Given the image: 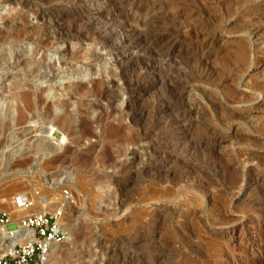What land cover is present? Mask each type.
Wrapping results in <instances>:
<instances>
[{"label":"rangeland","instance_id":"1","mask_svg":"<svg viewBox=\"0 0 264 264\" xmlns=\"http://www.w3.org/2000/svg\"><path fill=\"white\" fill-rule=\"evenodd\" d=\"M108 3L0 0V95L14 98L13 114L0 119V179L23 182L0 192V211L16 194L43 193L40 204L47 205L62 189L70 192L69 239L52 251L49 264H264V44L256 49L255 34L239 27L248 18L264 30V0H180L181 26L205 31L208 40L216 31L204 62L217 71L196 79L194 62L177 49L157 59L124 47L111 24L98 20L100 35L78 36L55 21L61 9L96 20ZM6 17L7 27L1 25ZM11 30L24 38L15 42ZM47 36L63 40L38 51ZM34 64L45 80L30 72ZM141 64L151 75L138 79H156L157 88L137 101L139 87L129 83ZM71 81L87 88L61 98L62 112L70 114L67 132L56 124L48 134L47 120L60 109L39 91ZM28 90L44 102L27 107L15 98ZM241 90L249 95L236 96ZM159 106L170 111L159 114Z\"/></svg>","mask_w":264,"mask_h":264},{"label":"bare ground","instance_id":"2","mask_svg":"<svg viewBox=\"0 0 264 264\" xmlns=\"http://www.w3.org/2000/svg\"><path fill=\"white\" fill-rule=\"evenodd\" d=\"M11 2H14L16 0H10ZM179 2L180 0H109V3L107 4V9L102 12L99 17L94 20L92 19V17H90L89 19L83 20V16H82V12L79 10H69V9H61L59 11V13L57 12L56 14V22L58 24V26H62V28H68V29H73L74 31H76L77 35L78 34H85L88 32H93V34H101V32L97 31V29H99L98 27H96L97 23L99 22L98 20H100L104 25V27H106L107 24H111V28L109 29L110 31H114L116 32L118 35H120L121 39L120 41L123 40V46L124 47H128L131 49H139L142 52L149 51L150 56L155 57L157 59H165L168 58L172 55V52L174 50L177 49V51L181 54L183 53L185 57H187L188 59H190L192 62H194V65L192 64V74L193 77L195 76L194 79L196 78H202L205 76H209L210 74L215 73L217 70L214 69L213 67H211L210 65L208 66L206 64L205 59H207V56L210 52V50H208V46H209V40L214 39V37L216 36V31H211L209 32L210 39L208 40L207 35L205 37L204 33L205 31H202L200 29L197 28H193L192 24H190V26H192L191 28H189V26L187 27H183L181 26L180 23H178V20L180 18H182L180 16V14L175 13V11L177 10V8L179 7ZM21 4V3H20ZM24 4V3H23ZM172 12V13H171ZM19 16V15H18ZM41 20L43 18H47V16L41 15ZM48 17H51V14H48ZM2 19V18H1ZM12 18H10L11 20ZM52 19V18H51ZM15 21V19H12ZM3 23L1 25L7 27L8 24H10L8 18H4V20H2ZM46 21V20H45ZM188 22V21H187ZM27 23V22H26ZM55 23V22H54ZM29 25V24H28ZM65 25V26H64ZM183 25V24H182ZM30 26V25H29ZM56 26V24H55ZM245 29H247L248 33L247 35L250 34H255V36L257 37L256 40V45L255 48L258 49L260 48L263 44H264V37H262V33L264 32V30L259 33L262 29L258 28L257 26L254 27V21L252 19H248L246 20V22H244V24L242 26L239 27H243ZM1 27V26H0ZM101 27V26H100ZM2 28V27H1ZM0 28V32L4 29L1 30ZM9 28V27H8ZM7 28V29H8ZM17 28V27H16ZM26 28V27H24ZM48 28V27H47ZM59 28V27H57ZM103 28V27H102ZM22 29V28H20ZM19 29V30H20ZM29 29V28H28ZM212 29V28H211ZM14 30V29H13ZM16 30V29H15ZM14 30V31H15ZM19 30H17V32H12L15 33V38L14 41L18 42L21 41L22 35ZM37 30V29H36ZM65 30V29H64ZM72 30V31H73ZM106 30V29H105ZM258 30V31H257ZM22 31V30H20ZM27 30H25L26 32ZM30 31V30H29ZM109 31V32H110ZM210 31V30H209ZM246 31V32H247ZM24 32V33H25ZM62 31H60L61 33ZM68 32V31H67ZM70 32V30H69ZM68 32V33H69ZM10 33V32H9ZM23 33V32H22ZM28 33V32H27ZM65 33V32H64ZM59 34V33H58ZM57 34V35H58ZM11 35V34H9ZM27 35V34H25ZM31 35V34H30ZM40 35V34H39ZM43 35V34H42ZM56 35V36H57ZM65 35V34H64ZM204 35V36H203ZM8 36V35H6ZM37 36V35H36ZM51 36V35H50ZM44 37V39H40L38 41V45L40 46L38 51L41 50V48L43 50H45L44 48L49 47V43L52 41L51 40H57L59 41L62 37L58 36V37ZM73 36V35H72ZM79 36V35H78ZM84 36V35H82ZM9 37V36H8ZM32 37V36H31ZM34 37V36H33ZM39 37V36H38ZM11 38V37H10ZM27 40V38H25ZM31 39V38H30ZM34 39V38H33ZM36 40V39H35ZM63 40V39H61ZM12 40V43H15ZM33 42V41H32ZM55 43V42H54ZM53 43V44H54ZM58 43V42H57ZM56 44V43H55ZM121 44V43H120ZM244 47L241 46L240 50H239V59L242 61L245 58V49H243ZM207 51V54H205V52ZM44 52V51H43ZM177 52V53H178ZM12 54V53H11ZM10 54V55H11ZM149 55V54H148ZM174 55V53H173ZM12 56V55H11ZM3 57V56H2ZM183 57V56H182ZM184 60V59H183ZM71 61V60H70ZM44 62V61H43ZM42 62V63H43ZM142 62H144V64L148 65L149 60L144 59ZM187 63V62H186ZM38 64V63H37ZM37 64H34V68L33 70H30V72L33 74L35 73V78L36 79H41L42 81L45 80V76H39L38 71H37ZM41 64V62H40ZM43 65V64H42ZM142 65V64H141ZM140 65V66H141ZM39 66V65H38ZM139 66V67H140ZM143 66V65H142ZM242 66V65H240ZM138 67V68H139ZM238 67L239 66H235ZM150 68V66H149ZM148 66H143L141 68L138 69L137 74L135 79L130 80V85L134 86L136 85L137 87H139V94L136 96H133L135 100H140L142 98V96L148 95L151 92H153V90H155L157 88V83L155 82H151L149 84H146L143 80V77H149L151 75V68L149 69ZM216 68V67H215ZM41 69V68H40ZM187 69V68H186ZM218 69V68H217ZM240 69V68H239ZM1 70V69H0ZM221 71V70H220ZM229 71V70H228ZM177 72V71H176ZM130 73V72H129ZM154 73V72H153ZM31 74V75H32ZM76 74V73H75ZM217 74V73H216ZM30 75V76H31ZM158 75V74H157ZM172 76V75H171ZM170 76V78H171ZM215 76V75H214ZM142 77V79H138ZM158 77H160L158 75ZM222 77V75H221ZM208 78V77H207ZM224 78V77H222ZM146 79V78H145ZM174 79V78H173ZM176 79V78H175ZM225 79V78H224ZM161 80V77H160ZM178 80V79H177ZM183 80V79H182ZM227 80V79H226ZM226 80H223L222 83L224 84L226 82ZM128 81V80H127ZM176 81V80H175ZM173 85V88L176 89L179 85L175 84ZM150 82V80H149ZM161 82V81H160ZM182 82V81H181ZM91 83V82H90ZM98 83V82H97ZM170 83V82H169ZM188 83V82H187ZM221 83V82H220ZM95 84V83H94ZM183 84V82H182ZM226 84V83H225ZM28 85V84H27ZM97 85V84H96ZM177 85V87L175 86ZM184 85V84H183ZM188 85V84H187ZM88 86L90 87V85L88 84ZM93 86V85H92ZM130 86V87H131ZM170 86V85H168ZM181 87V86H180ZM183 87V86H182ZM85 88H87V85H82V84H77L75 85L74 83L68 84L67 86L62 87L61 85L56 87L55 83H48V85L46 86V88L41 89L40 95H46L48 98L52 99V103L54 105H56V107L58 109H60V113L56 114L55 116H53L52 118H49L47 120V124L49 125V127H47V133L49 134L54 133L55 131V125H59L61 127L65 126L66 127V123L70 120V114L66 113V112H62L63 111V106L66 103L65 99H61L62 97L69 95V91L73 90V92L77 93L80 92L81 90H84ZM95 88V86H94ZM172 88V87H171ZM173 89V90H174ZM182 89V88H181ZM180 90V88H179ZM169 92V91H168ZM155 93V92H154ZM173 94V92H172ZM178 94V92H177ZM180 94V92H179ZM204 94V93H203ZM237 94L239 96H245V95H249L246 94V92L244 91H239L238 93H236L235 95L237 96ZM4 95V94H3ZM40 95L35 94L34 92L28 90V91H24V92H20L18 94L15 95V98H18L19 100H21L23 102V104H25V106L27 107H33L35 104H37L38 102H44V100H41ZM156 95V94H155ZM152 96V95H151ZM36 97L37 100L36 101ZM132 97V96H131ZM130 97V98H131ZM150 97V96H149ZM160 97V96H159ZM181 97V96H180ZM156 98V97H155ZM132 99V98H131ZM150 99V98H149ZM162 99V98H161ZM176 99V98H175ZM240 99V97H239ZM160 100V99H159ZM146 101V100H145ZM144 101V102H145ZM153 101V100H151ZM169 101V100H168ZM179 101V100H178ZM209 101V100H208ZM14 98L11 99H7L4 96L0 95V119L2 118H10V116L13 114L14 112ZM143 102V101H142ZM174 102V100H173ZM185 102V101H184ZM148 103V102H147ZM150 103V101H149ZM152 103V102H151ZM167 103V102H166ZM128 104V103H127ZM178 104V103H177ZM185 104V103H184ZM5 105V110L4 113H2V108ZM40 105V103H39ZM51 105V104H50ZM153 105V104H152ZM168 105V104H167ZM79 106V105H78ZM144 106V105H143ZM188 106V105H187ZM224 106V105H223ZM130 107V106H129ZM146 107V105L144 106ZM170 107L171 106H165V107H158V113L159 114H167L166 111H170ZM182 108V107H181ZM214 108V107H213ZM212 108V109H213ZM31 109V108H30ZM172 109V108H171ZM220 109V108H219ZM149 110V109H147ZM253 110V109H252ZM142 111V110H141ZM140 111V112H141ZM216 111V108H215ZM255 111V110H254ZM172 112V111H171ZM183 112V111H182ZM214 112V109H213ZM218 112V111H217ZM21 113V112H20ZM87 113V112H86ZM189 113V112H188ZM23 114V113H22ZM21 114V116H22ZM143 114V113H142ZM147 114V113H146ZM145 114V115H146ZM170 114V113H169ZM24 115V114H23ZM26 115V114H25ZM154 115V114H153ZM172 115V114H171ZM170 115V116H171ZM169 116V115H168ZM174 116V115H173ZM181 116V115H180ZM19 117V116H18ZM191 117V116H190ZM12 118V117H11ZM187 118V117H186ZM145 120V119H144ZM84 121V120H83ZM164 121V120H163ZM172 121V120H171ZM183 121V120H182ZM146 122V121H145ZM165 122V121H164ZM157 123V122H156ZM161 123V122H160ZM179 123V122H178ZM181 123V122H180ZM157 125V124H156ZM173 125V124H172ZM195 125V124H194ZM261 125V124H259ZM204 126V125H203ZM264 126V125H263ZM161 127V126H160ZM159 127V128H160ZM261 127V126H260ZM142 128V127H141ZM148 128V127H147ZM146 128V129H147ZM60 129V128H59ZM87 129V128H86ZM65 132H67V127L66 129H64ZM89 130V129H88ZM87 130V131H88ZM182 131V130H181ZM69 133V132H68ZM176 133V132H175ZM71 134V132H70ZM143 134V132H142ZM155 134V133H154ZM89 135V134H88ZM87 135V136H88ZM161 136V135H160ZM175 136V135H174ZM182 136V135H181ZM46 137H48V135H45V139ZM148 137V136H147ZM157 137V136H156ZM190 137V136H189ZM168 138V137H167ZM82 139V138H81ZM143 139V138H142ZM153 139V138H152ZM217 140V139H216ZM133 141V140H132ZM148 141V140H147ZM190 141V140H189ZM206 142V141H205ZM211 142V141H210ZM82 143V142H81ZM159 143V142H158ZM161 143V140H160ZM192 143V142H191ZM198 143V142H197ZM216 143V142H215ZM164 144V143H162ZM183 144V143H182ZM193 144V143H192ZM49 145V144H48ZM158 145V144H157ZM184 145V144H183ZM207 145V144H206ZM165 146V145H163ZM190 146V145H189ZM211 147V146H210ZM71 148V147H70ZM48 149H50V147H48ZM156 149V148H155ZM54 148L51 149V151H53ZM200 150V149H199ZM70 151V150H69ZM174 151V150H173ZM169 152V151H168ZM178 154V153H176ZM183 154V153H182ZM207 154V153H206ZM255 154V153H254ZM170 155V154H169ZM168 155V156H169ZM252 155V154H251ZM57 156V155H56ZM64 156V155H63ZM249 156V155H248ZM256 156V155H255ZM254 156V157H255ZM182 157V156H181ZM185 157V156H184ZM192 157V156H191ZM174 158V157H173ZM241 158V157H240ZM53 160V159H52ZM82 160V159H81ZM226 161V160H225ZM242 161V160H241ZM252 161V160H251ZM48 162V161H47ZM52 162V161H51ZM85 162V161H84ZM150 162V161H149ZM228 162V161H227ZM229 163V162H228ZM170 164V163H169ZM231 164V163H230ZM49 165V164H48ZM147 165V164H146ZM158 167V166H157ZM168 167V166H167ZM147 169V168H146ZM164 169V168H163ZM170 169V168H169ZM188 169V168H187ZM156 170V169H155ZM165 170V169H164ZM171 170V169H170ZM196 170V169H195ZM159 171V170H158ZM173 171V169H172ZM182 171V170H181ZM245 171V170H244ZM243 171V172H244ZM250 172V171H248ZM145 173V172H144ZM151 173V172H150ZM154 173V172H153ZM162 173V172H161ZM164 173V172H163ZM173 174V173H172ZM196 174V173H195ZM176 175V174H175ZM178 175V174H177ZM240 175V174H239ZM154 176V175H153ZM241 176V175H240ZM249 176V175H248ZM255 176V175H254ZM162 177V176H161ZM195 177V176H193ZM243 177V176H242ZM198 178V177H197ZM158 179V178H157ZM192 179V178H191ZM200 179V178H199ZM256 179V178H255ZM13 179H0V186H3L5 183L7 184L9 182V184H7V186L4 188H0V192L2 193L1 196L6 195L11 189H16L18 186L22 185L23 182L22 181H15V179L13 181H11ZM177 180V179H176ZM181 180V179H180ZM243 180V179H242ZM258 180V178H257ZM183 181V180H182ZM181 181V183H182ZM264 181V180H263ZM262 181V182H263ZM165 182V181H164ZM196 182V181H195ZM244 182V181H243ZM59 183V182H58ZM169 183V181H168ZM186 183V182H185ZM256 183V182H255ZM193 185V184H192ZM179 186V185H178ZM194 186V185H193ZM182 187V186H181ZM189 187V186H188ZM59 188V186L57 187ZM245 188V187H244ZM172 189V188H171ZM192 190V189H191ZM179 191V190H178ZM241 192V191H240ZM60 193V192H59ZM58 193V194H59ZM81 193V192H80ZM57 194V195H58ZM61 196H59V198L63 197L62 194H59ZM17 194L12 196L9 200V207L4 210L7 212H10L13 216H19V215H24L30 211H37L42 209V206L40 205L39 201L36 200V203L34 204V206L30 209H26V210H20L19 208H17L16 204H15V198H16ZM259 196V195H258ZM54 198V197H53ZM85 198V196H84ZM251 200V199H250ZM4 201L6 202L7 199L6 198H2L1 202L4 203ZM54 202L51 201V203L48 202L49 206L51 208L53 207H57L60 202L58 203L57 199L55 198V200H53ZM158 201V199H157ZM156 201V202H157ZM170 201V200H169ZM253 201V200H252ZM258 201V200H257ZM150 202V201H149ZM160 202V201H159ZM260 202V201H259ZM83 203V202H82ZM155 203V202H153ZM255 203V202H254ZM256 204V203H255ZM259 205V204H258ZM44 207V206H43ZM158 207V206H157ZM93 209V208H92ZM118 210V209H117ZM244 215V214H243ZM190 216V215H189ZM158 217V216H157ZM241 217V216H240ZM244 217V216H242ZM239 218V217H238ZM237 218V219H238ZM235 219V220H237ZM239 220V219H238ZM237 220V221H238ZM242 220V219H241ZM64 224L66 229L69 230L68 227H70L69 223L66 222V217H64ZM256 225V224H254ZM158 227V226H157ZM161 231V230H160ZM225 233V232H224ZM244 236V235H243ZM147 242V241H146ZM194 242V241H193ZM199 244V243H198ZM145 245V244H144ZM60 245H56L52 248V251ZM112 250V249H111ZM51 251V253H52ZM166 254V253H165ZM132 260V259H131ZM133 261V260H132ZM168 263V262H167ZM105 264V263H104Z\"/></svg>","mask_w":264,"mask_h":264},{"label":"built area","instance_id":"3","mask_svg":"<svg viewBox=\"0 0 264 264\" xmlns=\"http://www.w3.org/2000/svg\"><path fill=\"white\" fill-rule=\"evenodd\" d=\"M62 192L57 207L40 204L42 209L19 216L0 211V264H49L52 248L69 239L64 217L71 195L67 189ZM36 200L40 203L46 199L43 193H24L16 196L15 204L20 210H26ZM14 223L17 226L11 228Z\"/></svg>","mask_w":264,"mask_h":264}]
</instances>
